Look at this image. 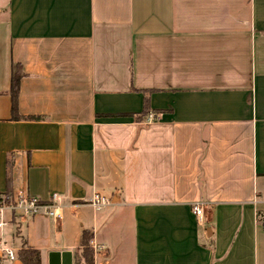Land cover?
Here are the masks:
<instances>
[{
	"label": "crops",
	"instance_id": "crops-1",
	"mask_svg": "<svg viewBox=\"0 0 264 264\" xmlns=\"http://www.w3.org/2000/svg\"><path fill=\"white\" fill-rule=\"evenodd\" d=\"M10 190L62 219L9 205L4 264H85L84 230L94 264H264V0H0Z\"/></svg>",
	"mask_w": 264,
	"mask_h": 264
},
{
	"label": "built area",
	"instance_id": "built-area-1",
	"mask_svg": "<svg viewBox=\"0 0 264 264\" xmlns=\"http://www.w3.org/2000/svg\"><path fill=\"white\" fill-rule=\"evenodd\" d=\"M154 114H148L147 115V121H153L155 120ZM54 201H57V196L54 195L53 197ZM17 202L15 205H12L13 209H23L28 214H36L40 212L41 210H45L53 219L55 220H61L62 219V213L58 210V206L56 208H52L51 206L44 205L41 203L36 197L25 195V194H19L18 199H16ZM111 203V199L107 198L106 196H103L101 194H95L90 200L89 204L93 206L96 209H102L103 207L107 206ZM9 205L4 203L0 200V229L4 226V213ZM194 213L197 215L199 220H202L203 218V209L201 204H195L193 207ZM0 245H5V242L0 238ZM95 247V246H94ZM97 249V248H96ZM4 251L6 253V256L9 259H14L16 257L15 252L12 249L4 248Z\"/></svg>",
	"mask_w": 264,
	"mask_h": 264
},
{
	"label": "trees",
	"instance_id": "trees-1",
	"mask_svg": "<svg viewBox=\"0 0 264 264\" xmlns=\"http://www.w3.org/2000/svg\"><path fill=\"white\" fill-rule=\"evenodd\" d=\"M22 77V72L17 68L16 65H13V74L11 80V95L13 99V111L17 110V101H18V93H19V83ZM146 101V100H145ZM148 107L145 103V112H147ZM143 114H139L135 116L136 118H141ZM10 182V179H9ZM12 192L11 190L5 193V196L0 200L6 204H12ZM93 235L88 231L84 230L81 238V244L79 247V261L84 262L85 264H94V252L93 246L91 244ZM18 257L21 260L22 264H42L41 261V251L39 249L23 246L19 252ZM0 264H4L3 261L0 260Z\"/></svg>",
	"mask_w": 264,
	"mask_h": 264
},
{
	"label": "rangeland",
	"instance_id": "rangeland-1",
	"mask_svg": "<svg viewBox=\"0 0 264 264\" xmlns=\"http://www.w3.org/2000/svg\"><path fill=\"white\" fill-rule=\"evenodd\" d=\"M16 199H18V196H17V198ZM14 200V198L12 197V204L10 205V206H12V205H15L16 204V202H17V200ZM42 203V202H41ZM9 205V204H8ZM95 251H96V249H95V247L93 248V252H94V255H95Z\"/></svg>",
	"mask_w": 264,
	"mask_h": 264
}]
</instances>
